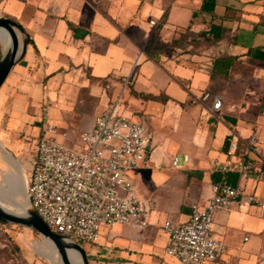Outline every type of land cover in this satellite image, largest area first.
Wrapping results in <instances>:
<instances>
[{"label": "crops", "instance_id": "obj_1", "mask_svg": "<svg viewBox=\"0 0 264 264\" xmlns=\"http://www.w3.org/2000/svg\"><path fill=\"white\" fill-rule=\"evenodd\" d=\"M0 14L28 36L26 53L9 74L15 72L6 92L29 87L56 109L59 123L75 126L67 136L59 132V140L62 136L61 141L77 146L80 134L91 130L114 102V94L120 103L128 90L132 108H147L174 125L173 135L185 143L189 159L179 167L171 165L181 169L175 180L160 173L153 176L157 187L145 201L160 208L154 214L162 223L187 221L193 205L206 204L213 182L237 184L235 173L212 168L215 159L224 160L231 132L241 137L257 132L264 146V0H0ZM213 26L222 28L221 36L209 32ZM208 91L223 96L217 117L191 103L194 95ZM119 111L140 121L131 110ZM148 168L144 162L132 171V183L139 170ZM247 186L264 196V175ZM183 194L185 200L179 202L186 205L179 208L174 202ZM252 216L258 219L248 221ZM147 219L149 225L143 228H106L100 241L117 239L125 245L123 251L149 254L120 263L161 264L167 259L181 264L165 254L168 236L162 226V249L146 238L157 229L148 214ZM243 229L248 234L242 236ZM213 236L226 247L221 260L227 254L254 257L264 251V211L218 210Z\"/></svg>", "mask_w": 264, "mask_h": 264}, {"label": "built area", "instance_id": "obj_2", "mask_svg": "<svg viewBox=\"0 0 264 264\" xmlns=\"http://www.w3.org/2000/svg\"><path fill=\"white\" fill-rule=\"evenodd\" d=\"M209 98L211 105L206 106ZM191 103L217 117L223 96L203 92L193 96ZM118 104L119 99L98 116L91 130L80 134L77 146L58 139L59 132L47 111L41 116L31 176L27 171L29 207L61 236L97 243L106 228L149 225L146 209L130 179V173L148 156L147 128L122 114ZM224 154V160L215 159L212 168L235 173L237 184L213 182L206 204L193 205L187 221L174 223L167 219L163 223L168 236L165 254L181 264H208L225 253L226 247L213 236L218 210L257 207L264 211V196L247 186L249 180L258 181L264 175L260 135L253 132L241 137L231 132ZM188 159V155L183 156V161ZM172 165L179 167L177 156Z\"/></svg>", "mask_w": 264, "mask_h": 264}, {"label": "rangeland", "instance_id": "obj_3", "mask_svg": "<svg viewBox=\"0 0 264 264\" xmlns=\"http://www.w3.org/2000/svg\"><path fill=\"white\" fill-rule=\"evenodd\" d=\"M0 16L4 15L0 14ZM22 37L24 39L23 34ZM2 52L3 45L0 42V59ZM14 76L15 72L7 78L6 82L0 89V141L6 149L16 156L19 164L25 168L31 176L32 164L37 156V137L39 132L37 128L38 121L42 114L45 111L49 113L50 119L56 125L58 132L65 134L63 136H67L69 129L74 128L75 126L71 124L64 125L59 123L56 119V109L50 105H46L45 99L36 97L33 90L29 87H26L22 91L13 87L7 94V85L13 81ZM30 82L33 84L34 79L32 78ZM128 86L130 87L131 84ZM39 89L41 91V88ZM128 93L130 94L129 90ZM128 93L118 104L117 108L118 110H120L121 107L128 111L131 110L133 114L146 125L147 138L151 145L150 153L145 161L149 168L145 171L139 170L136 175L137 177L135 176L133 178V183L140 195L143 206L147 209L148 216L151 217V224H154L157 227L156 231L146 235V238L149 241H152L153 246L157 245L159 249H162L165 239V235L161 230V226L163 228V223L162 221H159V217L154 214L160 211V208L157 207L156 209L154 206V209L152 206H148L145 201L147 200L148 193L157 187L154 183L153 176L160 173L170 177L172 180L177 178L181 169H173L171 167L172 160L176 155L179 159V163L182 165L183 155L187 147L185 143L180 140L177 133L173 135L175 129L174 125L168 123L167 120L163 119V117L159 114L148 110L147 108H132L133 105H131V102L127 98ZM41 96L43 97V95ZM53 96L54 95L51 97ZM116 96L117 95L115 93L113 101L117 100ZM240 99L241 98L236 99L238 105H240ZM210 104L211 98L205 101L206 106H209ZM170 107L171 104L168 105L167 109ZM76 132L78 133V131ZM60 139L62 140V136ZM2 153L3 151L0 149V179L4 173L10 170L9 165H7L3 160ZM181 180L183 182L185 178H182ZM146 189L148 192L144 193ZM183 195L177 202H174V205L179 208H183L186 205L185 202H179V200H185L186 194L184 196ZM18 200L21 201V198L19 197ZM154 210L156 212H154ZM154 216L156 217L155 219ZM255 219L258 218L252 216L251 219L247 220L250 221ZM121 226H129V224ZM117 230L118 229L115 231ZM135 230L140 231V228H136ZM119 231L123 230L121 229ZM248 232L249 230L243 229L241 231V235L243 236L248 234ZM43 239L44 237L41 234L28 227L19 224L3 223L0 221V264H53L51 261L47 260L46 257H42L33 249L34 242H40ZM77 241L86 250L90 264H127L126 262L120 263L119 260H125L127 257L131 260H136L139 256L143 255L144 257H147L146 254H148L146 251L130 253L123 251L126 247L117 239L111 241L110 243L105 242V240L97 243H89L82 240ZM92 254L103 258L110 257L111 259H118V262H105L99 259L95 260L92 256H90ZM163 263L170 264L167 259H162L161 264ZM215 264H264V251L250 258H247V256L244 257L243 255L235 256L227 254L223 260L219 257Z\"/></svg>", "mask_w": 264, "mask_h": 264}, {"label": "bare ground", "instance_id": "obj_4", "mask_svg": "<svg viewBox=\"0 0 264 264\" xmlns=\"http://www.w3.org/2000/svg\"><path fill=\"white\" fill-rule=\"evenodd\" d=\"M21 43V36L18 34ZM0 42L3 45V51L7 53L11 48L12 36L10 32L0 27ZM0 149L3 151L4 162L9 165L10 170L3 174L0 179V207L18 215H22L29 206L27 194L28 173L20 164L16 156L13 155L0 141ZM25 177V179H24ZM21 198V201L18 198ZM33 246V245H32ZM34 251L53 264H66L64 257L58 246L50 239L44 237L40 242H34ZM66 258L70 264H84L79 251L71 246L65 247Z\"/></svg>", "mask_w": 264, "mask_h": 264}, {"label": "water", "instance_id": "obj_5", "mask_svg": "<svg viewBox=\"0 0 264 264\" xmlns=\"http://www.w3.org/2000/svg\"><path fill=\"white\" fill-rule=\"evenodd\" d=\"M0 27L6 28L12 36L10 50L7 53L3 51L0 59L1 88L6 79L8 78L9 74L11 73L14 65L25 55L28 45V36L20 25H18L15 21L6 16H0ZM18 34L21 37L22 34L24 36V39L23 37L21 39V43L18 39ZM26 187L29 199L28 180ZM0 221L3 223L23 225L38 232L43 237L52 240L58 246L66 264H70L68 259L66 258L65 253V247L67 246H71L80 252L84 264H90L86 250L77 241L53 232L48 227V225L42 220V218L29 206L25 209V212L22 215H18L8 210H4L0 207Z\"/></svg>", "mask_w": 264, "mask_h": 264}, {"label": "trees", "instance_id": "obj_6", "mask_svg": "<svg viewBox=\"0 0 264 264\" xmlns=\"http://www.w3.org/2000/svg\"><path fill=\"white\" fill-rule=\"evenodd\" d=\"M222 28L221 27H211V29L209 30V32L214 36V37H219L221 36V33H222Z\"/></svg>", "mask_w": 264, "mask_h": 264}]
</instances>
